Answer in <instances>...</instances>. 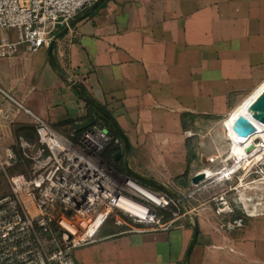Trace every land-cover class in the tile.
<instances>
[{
	"label": "crops",
	"instance_id": "0c3cea01",
	"mask_svg": "<svg viewBox=\"0 0 264 264\" xmlns=\"http://www.w3.org/2000/svg\"><path fill=\"white\" fill-rule=\"evenodd\" d=\"M64 30L53 35L52 55L48 46L34 53L21 46L17 58L0 60V85L75 141L92 117L102 128L96 105L102 106L130 144L127 155L121 139L110 158L126 170L129 160L133 171L172 196L194 185L191 133L218 120L223 133L222 122L264 90V0H105ZM4 105L13 118L0 130L2 153L18 150L19 138L36 144L34 119ZM117 153L122 157L116 160ZM209 209L187 211L165 228L133 222L123 229L107 222L94 242L73 251V261L264 264V216L226 231L223 218Z\"/></svg>",
	"mask_w": 264,
	"mask_h": 264
},
{
	"label": "built area",
	"instance_id": "2783aa9c",
	"mask_svg": "<svg viewBox=\"0 0 264 264\" xmlns=\"http://www.w3.org/2000/svg\"><path fill=\"white\" fill-rule=\"evenodd\" d=\"M98 1L0 0V60L17 58L21 46L30 53L49 46L58 28L70 29L78 14ZM5 102L34 119L38 141L33 144L19 138L17 153L0 150V179L9 186V193L0 196V264H75L73 251L94 242L113 209H118L114 201L103 198L106 181L108 187L113 184L98 164V155L112 142V136L97 126L85 130L76 141L61 136L1 85L0 130L13 118ZM257 148L264 149L262 140H257ZM26 162L28 172H9ZM98 170L105 179H100ZM234 171L221 174V180H229ZM148 209V219L130 216L132 222L165 228ZM215 214L223 218L221 228L226 231L244 226L243 217H228L235 209L227 192L216 199ZM123 224L127 225L117 218V225Z\"/></svg>",
	"mask_w": 264,
	"mask_h": 264
},
{
	"label": "rangeland",
	"instance_id": "374dc122",
	"mask_svg": "<svg viewBox=\"0 0 264 264\" xmlns=\"http://www.w3.org/2000/svg\"><path fill=\"white\" fill-rule=\"evenodd\" d=\"M239 108V107H238ZM237 108V109H238ZM237 117L232 114L226 118L224 126L222 127L223 133L219 131V123L222 120L214 121L211 124L204 125L203 127L191 133V167L190 171L193 177L202 174L205 170L210 179H204L198 184H194L185 195L172 196L169 192L149 189L134 178L129 173L125 172L122 166H119L110 157V150L108 146L101 154L98 155V164L107 172L111 178L110 182L113 186H120L125 188L127 196L134 200L133 202L152 209L155 215V221L159 225H165L171 220L182 216L187 211L196 213L197 210L208 207L215 212L216 199L223 193L227 192L228 200L235 209L234 216L243 217L245 221L251 218H259L264 216V157L256 160L255 157L250 155L247 158L238 161V152L245 144H241L233 139L229 132V127ZM251 139V137H250ZM249 139V140H250ZM248 140V141H249ZM257 140H262L260 137L252 139L253 145L257 147ZM247 141V142H248ZM16 151V149H14ZM264 149H262L263 151ZM259 153L262 154L263 152ZM237 155V156H236ZM20 173L25 168H19ZM233 171L229 180L222 179L221 174L226 171ZM25 172V171H24ZM130 179L146 190L154 193L157 198H161L164 202L162 205H155L142 197H137L131 189L126 186L127 180ZM9 193L8 182L5 179H0V196ZM171 195V196H169ZM148 206V207H147ZM209 209V210H210ZM113 215L108 222L117 225V218L127 224L133 223V219L126 213L119 209H113ZM256 210V215L253 216L252 212ZM251 212V213H250ZM252 215V216H251ZM221 217H219L220 219ZM221 220V219H220ZM120 228L126 229V225H117Z\"/></svg>",
	"mask_w": 264,
	"mask_h": 264
},
{
	"label": "bare ground",
	"instance_id": "6f19581e",
	"mask_svg": "<svg viewBox=\"0 0 264 264\" xmlns=\"http://www.w3.org/2000/svg\"><path fill=\"white\" fill-rule=\"evenodd\" d=\"M262 91L256 92L248 98L246 101H244L239 108L235 112V116L238 117H246L250 120L252 126L254 127L251 139L246 142L238 152V161L241 159L247 158L249 155L252 157H255L256 160L262 161L264 157V150H260L263 153L260 154L259 149L253 145L252 139L255 137H260L264 141V124L257 122L256 120L252 119V112L250 110V106L253 104L255 99L261 94ZM253 146V149L251 151H248L247 149ZM264 146V144H263ZM236 155V156H237ZM248 159V158H247ZM262 159V160H261ZM100 179H105V175L102 174L100 170L97 171ZM206 178L208 177L206 172L203 173ZM107 179V178H106ZM109 182L106 181L105 189L101 190V193H103V198L106 201H114L115 206L121 210L122 212L128 214L131 217H135L138 219H145L150 217V210L146 208L143 205H140L138 203L133 202L134 200L130 199L127 194L125 193V188L120 186H109ZM126 186L131 189V191L137 196L145 198L146 200L150 201L151 203L155 205H162L164 202L161 200V198L155 197L150 191L146 190L145 188L141 187L140 185L136 184L133 181L126 183ZM251 213V212H250ZM252 215H256V210L252 212ZM98 225V222L94 225V227L91 229V234L93 233L94 228Z\"/></svg>",
	"mask_w": 264,
	"mask_h": 264
},
{
	"label": "water",
	"instance_id": "95a60500",
	"mask_svg": "<svg viewBox=\"0 0 264 264\" xmlns=\"http://www.w3.org/2000/svg\"><path fill=\"white\" fill-rule=\"evenodd\" d=\"M105 0H99L98 3H96L94 5V8H97L98 4L100 2H103ZM67 31V28H65L64 32ZM56 39H52L50 44H49V54L52 55L53 53V49H54V45H55ZM98 111L104 115L106 118L109 119V121L111 122L112 126L114 127V129L117 131V133L119 134V136L121 137L124 145H125V152L127 155H130V144H129V140L126 137V135L123 133L122 129L120 128L119 124L116 122L115 118L111 115V113L109 111H107L105 108H103L100 105H96ZM250 110L252 112V119L256 120L259 123L264 124V90L261 92V94L255 99V101L253 102V104L250 106ZM96 124V120L95 118H90L85 124L82 125L81 129H90L91 127H93ZM254 127L252 126L250 120L246 117H238L233 123H231L230 127H229V132L230 134L233 136V139L241 144L246 143L250 137L252 136ZM106 132L112 136V133L108 130H106ZM253 149V146H250L247 150L251 151ZM122 157V153H117L115 155V159H119ZM126 166H127V170L129 172L130 175H132L134 178H136L137 180H142L145 182H148L150 184L159 186L163 189H167L163 184L153 180L152 178L148 177V176H144L140 173H137L135 171H133L129 165V160H126ZM263 168H264V164H263ZM206 178V176L202 173L197 175L196 177L193 178V183L194 184H198L200 181L204 180ZM198 226H195V234H194V239L190 245L189 251H188V255L190 254L192 248L194 247L196 240H197V236H198Z\"/></svg>",
	"mask_w": 264,
	"mask_h": 264
},
{
	"label": "trees",
	"instance_id": "16d2710c",
	"mask_svg": "<svg viewBox=\"0 0 264 264\" xmlns=\"http://www.w3.org/2000/svg\"><path fill=\"white\" fill-rule=\"evenodd\" d=\"M64 28H65V27H60V29L57 30L56 34H58L61 30H64ZM101 120L103 121L101 127L104 128L105 130H108V131L112 132V142L109 144V146H108V150H110L111 152H117V151H119V150H120V149H119V144L121 143V138H120L119 134H118L117 131L113 128V126L111 125V123L109 122V120L106 119L105 117H103L102 115H101ZM15 152L17 153V150H16ZM19 168H23V169L25 168V170H24L25 172L23 171V172H21V173H26V172H28V163H27V162L24 163V164H21V163H20L19 166H16V167H14V168H11V169L9 170V172H10L11 174L20 173V170H17V169H19ZM124 171L127 172L126 169H124ZM127 173H128V172H127ZM138 181H139L140 184H142L143 186H145V187H147V188H149V189H152V190H159V191H163V192L166 193V191H165L164 189H162V188H160V187H158V186H156V185L150 184V183L145 182V181H142V180H138ZM169 196H171V195H169Z\"/></svg>",
	"mask_w": 264,
	"mask_h": 264
}]
</instances>
